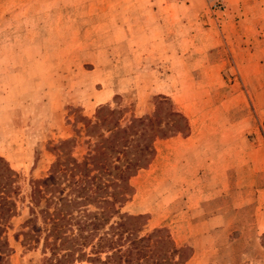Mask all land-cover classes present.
<instances>
[{
    "label": "rangeland",
    "instance_id": "obj_1",
    "mask_svg": "<svg viewBox=\"0 0 264 264\" xmlns=\"http://www.w3.org/2000/svg\"><path fill=\"white\" fill-rule=\"evenodd\" d=\"M240 1L0 0V157L17 174L9 264L49 256L41 238L22 240L27 193L61 140L86 152L81 117L108 105L125 123L159 96L186 127L155 138L120 211L143 215L138 235L162 228L178 264H264V10L254 0L245 15Z\"/></svg>",
    "mask_w": 264,
    "mask_h": 264
},
{
    "label": "trees",
    "instance_id": "obj_2",
    "mask_svg": "<svg viewBox=\"0 0 264 264\" xmlns=\"http://www.w3.org/2000/svg\"><path fill=\"white\" fill-rule=\"evenodd\" d=\"M80 123L87 137L81 158L67 150L73 138L61 140L55 148L62 156H56L43 176L30 180L23 242L42 239V248L49 251L44 264H178L180 251L162 228L138 235L143 215L121 212L120 207L129 178L150 161L155 138L181 132L184 116L159 96L149 115L122 123L118 109L100 105L92 119L81 117ZM16 177L0 157V264H9L5 232L16 212L11 197Z\"/></svg>",
    "mask_w": 264,
    "mask_h": 264
},
{
    "label": "crops",
    "instance_id": "obj_3",
    "mask_svg": "<svg viewBox=\"0 0 264 264\" xmlns=\"http://www.w3.org/2000/svg\"><path fill=\"white\" fill-rule=\"evenodd\" d=\"M254 6H256V4H254V0H241L240 5H237L236 7L242 9L243 13L246 15L247 13H249L251 11V9H253ZM260 10H261V12H263V10H264V0H263V7L260 8ZM243 23L244 24L240 25V27H243V28L248 27L246 20H244ZM158 41H166V43L168 41H170L169 46H172L171 42H173V43L175 42V43H177L175 47H178V45L182 46V44H180V43H182L183 41H197V40H194V39H178V38H174V39L170 38V40H169V38H165V39H161ZM205 42L206 41H203V43H205ZM225 42H229V40H226ZM218 43H220V41H218ZM179 51H181V50H179ZM205 67H207V66L205 64H202L199 69H205Z\"/></svg>",
    "mask_w": 264,
    "mask_h": 264
}]
</instances>
